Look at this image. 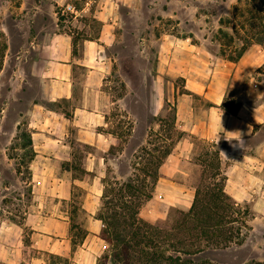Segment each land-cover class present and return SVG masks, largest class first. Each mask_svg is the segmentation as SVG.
<instances>
[{
    "label": "crops",
    "instance_id": "obj_1",
    "mask_svg": "<svg viewBox=\"0 0 264 264\" xmlns=\"http://www.w3.org/2000/svg\"><path fill=\"white\" fill-rule=\"evenodd\" d=\"M17 1L0 0V33L5 37V17L17 24L21 22L15 17L19 12L37 16L46 4L47 17L52 26L57 27L52 9L71 5L65 4L66 0H25V6L17 5ZM137 3L140 0H81L77 9L71 5L75 10L71 13V23L86 35L76 45L66 33L44 30L36 32V37L27 39L25 45L16 49L10 41H5L0 78L6 59L13 61L14 69L8 75L9 101L0 107V139L5 144L11 143L19 118L25 120L31 140L27 169L34 203L32 211L24 212L19 223L11 210L14 204L7 205L3 201L6 195L3 192L10 193L11 185H2L1 170L4 168L16 175V164L4 145L0 148V264H97L107 251L100 236L102 223L96 214L106 166L116 157L109 153L112 135L101 131L107 127V121L99 86L108 74L110 63L102 51L119 43L116 31L122 22L120 9L134 7ZM90 18L100 23L94 37L88 32ZM188 40L167 36L159 40L155 51L156 73L165 64L169 67L166 73L174 76L171 71H175L176 66L188 94L177 97L175 103V127L184 137L158 168L154 197L147 206L156 203V198L165 204L161 205L160 213L143 208L139 216L146 221L162 218L164 208L180 207L184 200L187 207L179 210L189 209L193 192L177 183L174 177L181 170L182 159L191 158V138L215 144L225 167V191L235 201L264 185V101L256 102L262 98L264 87L250 78L236 114H227L221 109L228 97L229 82L233 84L240 73L254 72L264 63V55L255 48L249 49L232 64L235 70L229 73V64L220 58L213 60L211 56L202 55ZM251 54H257L255 60L243 65ZM184 59H197L202 64L188 67ZM77 64L85 70L79 89L75 88L79 84ZM30 78L36 82L32 94L27 91L31 87ZM192 96L200 97L203 104H194ZM19 100L24 103L22 114L11 115L10 106ZM74 190L82 191L81 200H76ZM47 203L52 211H44ZM62 204L67 209L61 210L59 205ZM78 211L86 216L83 225L75 220ZM73 225L85 231L83 239H77ZM30 252L35 254L30 255Z\"/></svg>",
    "mask_w": 264,
    "mask_h": 264
},
{
    "label": "rangeland",
    "instance_id": "obj_2",
    "mask_svg": "<svg viewBox=\"0 0 264 264\" xmlns=\"http://www.w3.org/2000/svg\"><path fill=\"white\" fill-rule=\"evenodd\" d=\"M80 2L81 0H66L65 4L71 3L77 9ZM37 3L41 5L39 2ZM21 4L27 5L25 0H18L17 5ZM250 4V0H140V3L134 7L120 9L122 22L121 27H117L116 31L119 43L117 42L112 47L102 51L103 56L107 57L110 63L108 64V74L102 78L99 86L103 92L102 101L106 106L105 117L107 121V127L101 131L112 135L113 145L109 153L116 157L107 164L105 169L103 185L106 188L107 184L114 182V180L126 182L130 177L134 178L135 174V176L145 180L146 188L150 190L153 187V180L152 177L144 175V169L148 168V174L153 176L152 172L156 169L154 163L156 157L160 156L161 150L166 147L174 148L179 139L184 137L175 126H171L172 117L175 114L176 99L183 94H188V92L184 89V80L176 73V66L175 71H171L174 76L166 73L169 67L165 64L162 65V70L160 68L158 74L156 73L158 64L155 59V51L159 40L167 36L179 39L187 38L189 39L188 42L198 47V51L202 55L211 56L213 60L220 58L229 64L227 72L230 73L235 68L232 67L233 62H229L227 58L234 57L243 43L242 32L235 34L231 28L236 23L234 9L242 7L243 10H248L251 9ZM42 6L43 11L37 16H33L30 12H19L15 17L21 19V22L17 24L12 23L8 17L4 18L3 23L7 31L6 37L0 33V62L3 61L5 55V41H10L16 49L19 45L20 47L25 45L27 39L36 37V32L39 30H44L43 32L47 33H66L72 37L75 45L76 42L86 37L74 24L72 25L71 16L73 14L65 11V9L53 8L57 19V27H53L47 17V5L43 4ZM262 8L264 11V7ZM87 24L90 26L89 34L92 37L97 35L100 23L90 18L89 21L87 20ZM218 30H222L233 37V42L225 47L224 44L229 40H224L219 35ZM251 48L259 50L264 55V49L255 44L249 45L243 55ZM76 50L77 48L74 47L75 55H77ZM222 55L225 56L224 59L221 57ZM256 57L257 54L249 55L243 65L250 62L251 59L255 60ZM6 60L5 70L0 78V91H2L0 107L9 101L6 94V91L10 89L8 75L14 69L13 61ZM184 60L188 63L185 64L188 67L202 64V61L197 59ZM77 67L79 74L77 83L79 84H76L75 88L79 89L81 88L80 83L84 81L81 75L84 74L85 70L81 65L77 64ZM256 69L249 74L241 75L240 73L233 84L229 82L227 102L240 103L239 100L243 98L247 88L246 84L250 78L260 82L264 87V73H257ZM29 82L31 87L27 91L32 94L36 88V82L34 78H30ZM190 99L194 104H203L198 96H192ZM259 101H264V94L256 102ZM10 107L13 108L11 115L14 112L19 115L22 114L24 103L19 100L17 104L13 103ZM13 136L9 144H5L0 139V148L6 145L8 156L16 164V175L10 174L3 168L1 181L3 186L5 184L11 185L10 193L3 192L6 194L3 201L7 205L14 204L11 210L13 214H16V220L20 223L24 217V212L32 211V204L34 203V195L31 193V180L27 169L31 152L28 147L23 148L28 136L24 119L19 118L18 130ZM190 142L193 146L191 158L182 159L179 163L181 170L174 177V180L193 192L192 186L199 170V166L196 164L197 156L204 153L206 148L203 141L191 138ZM221 169L225 171L222 164ZM154 187L153 193L155 192ZM153 193L151 198L141 206L139 212L143 208L145 211L161 212L160 208H163L161 205L165 203L158 198L154 201L156 203L147 206L154 197ZM74 194L77 201L81 200L82 191L74 190ZM243 196L242 200L236 202L241 208L247 210L246 219L250 230L247 231V236L242 245L205 251L196 256L197 260L206 261L210 264H251L252 262L264 264V185L260 189L250 191L249 194ZM185 203L187 201L184 200L180 207L169 206L168 209L164 208V215L158 219L165 218L168 213L172 212L173 214L177 208L178 210L180 208L186 209ZM49 205L50 203H47L44 211H52ZM59 208L61 210L67 209L63 204L59 205ZM171 208L174 209L169 212ZM85 219L86 216L78 211L75 218L76 222L83 225ZM26 232L28 234V231ZM26 232L23 239L24 246L27 245L25 241L27 239ZM29 254L34 255L35 253L30 252ZM111 263V253L108 248L97 264Z\"/></svg>",
    "mask_w": 264,
    "mask_h": 264
},
{
    "label": "trees",
    "instance_id": "obj_3",
    "mask_svg": "<svg viewBox=\"0 0 264 264\" xmlns=\"http://www.w3.org/2000/svg\"><path fill=\"white\" fill-rule=\"evenodd\" d=\"M250 3L251 9H234L236 23L231 28L235 34L242 32L243 43L234 57L227 58L229 62L239 60L249 45L264 49V0H250ZM218 33L224 40H229L225 47L233 42V37L226 32L218 30ZM221 57L224 59L225 56ZM1 66L2 61L0 69ZM256 72L264 73V63ZM239 105L227 102L226 98L221 109L235 115ZM174 126L175 114L171 127ZM30 145L28 134L23 148ZM203 145L206 151L197 156L199 170L192 186L193 199L186 211L176 209L173 214L168 213L165 218L155 221L139 217L141 206L152 196L159 177L158 168L173 147L164 148L156 157L153 176L148 174V168L144 169V175L153 180L150 190L146 188L145 180L135 174L126 182L114 180L107 184V188L103 185L96 218L102 223L100 236L109 248L112 264H210L197 260L196 256L205 251L242 245L250 230L247 210L225 191V171L221 169L215 144L203 142ZM73 228L77 231V239L85 237V231L78 225H73Z\"/></svg>",
    "mask_w": 264,
    "mask_h": 264
},
{
    "label": "built area",
    "instance_id": "obj_4",
    "mask_svg": "<svg viewBox=\"0 0 264 264\" xmlns=\"http://www.w3.org/2000/svg\"><path fill=\"white\" fill-rule=\"evenodd\" d=\"M65 11L70 12V13L75 12L74 8L71 5L65 6Z\"/></svg>",
    "mask_w": 264,
    "mask_h": 264
}]
</instances>
